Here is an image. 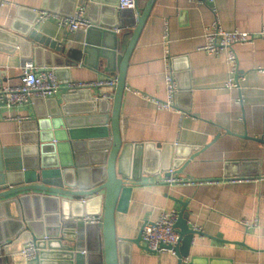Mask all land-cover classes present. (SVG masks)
Returning a JSON list of instances; mask_svg holds the SVG:
<instances>
[{
	"label": "crops",
	"instance_id": "1",
	"mask_svg": "<svg viewBox=\"0 0 264 264\" xmlns=\"http://www.w3.org/2000/svg\"><path fill=\"white\" fill-rule=\"evenodd\" d=\"M148 0H137L142 12ZM77 0H0V80L19 84L23 63L32 61L39 69L59 68V91L50 98L62 104L68 83H93L109 73L93 69V57L84 52L86 29L68 34L57 17L82 10V17L108 23V16L94 7L86 16V7ZM137 9V8H136ZM214 9V11H212ZM30 10L51 16L35 21L33 30L45 46L12 42L11 30H22L29 23ZM126 17L114 31L117 52L124 54L131 38L136 10L120 11ZM132 49L125 76L126 90L121 99V169L138 180L131 187L125 210L114 213L118 239L132 241L145 223L162 213L178 214L187 203L191 228L203 234L195 236L188 260L197 264H264V38L256 37L247 45H235L240 90H229L231 77L227 53L207 54L201 49L204 27L217 19L224 31L259 33L264 31V0H213L212 4H194L189 0H156ZM132 19V20H131ZM167 22L170 57L177 94L174 110L158 111L150 99L165 98L163 27ZM98 23V25H99ZM100 23V24H101ZM133 24L132 27H127ZM97 25V26H98ZM121 25L127 28L122 29ZM15 35V34H13ZM113 37H107L112 44ZM17 45V46H16ZM92 52V51H90ZM57 68V69H58ZM92 95L111 100L113 90L93 87ZM135 92L139 93L137 95ZM140 95L147 97L145 100ZM85 111L75 107L74 114ZM34 117L31 104L4 107L0 111V147L20 145V122ZM204 147V148H203ZM203 148L176 179H191L200 184L164 185V154L182 157ZM257 219L258 225L244 227L239 221ZM0 240L4 239L3 229ZM27 246V245H25ZM24 246V247H25ZM143 245L127 247L124 264H177L170 253L152 254ZM18 245H12V251ZM3 252L0 264H36L22 262Z\"/></svg>",
	"mask_w": 264,
	"mask_h": 264
},
{
	"label": "water",
	"instance_id": "2",
	"mask_svg": "<svg viewBox=\"0 0 264 264\" xmlns=\"http://www.w3.org/2000/svg\"><path fill=\"white\" fill-rule=\"evenodd\" d=\"M155 1L148 0L142 12L137 7L134 26H127H133L131 38L125 53L119 54L114 31L126 16L117 9L118 0H77L79 7L89 3L86 16L98 6L108 16L109 24L91 21L86 29L88 38L92 32L98 38L86 40L84 52L94 58L93 69L102 67L108 77L116 76V88L111 100L93 96L92 88H67L62 104L56 98L33 100L34 117L20 122V145L0 147V228L4 232L0 255L14 254L13 258L24 262L20 252L33 243L38 250L36 264H124L127 247L140 246L141 232L132 241L118 239L115 232L114 213L125 210L121 207L138 181L121 169L119 117L128 61ZM30 13L28 25L20 31L11 30L15 34L12 42L17 40L22 47L33 43L45 46L33 30L39 13ZM108 36L113 37L110 45ZM34 64L39 65L36 60ZM57 68L52 69L58 78ZM78 106L85 111L76 115L72 111ZM203 148L182 157L173 151L164 154L166 177L183 174ZM178 204L182 208L174 223L179 234V245L174 247L177 264H197L193 257L184 259L194 237L203 234L187 223V203ZM98 215L101 221L97 224L81 220ZM13 244L18 245L14 251Z\"/></svg>",
	"mask_w": 264,
	"mask_h": 264
},
{
	"label": "built area",
	"instance_id": "3",
	"mask_svg": "<svg viewBox=\"0 0 264 264\" xmlns=\"http://www.w3.org/2000/svg\"><path fill=\"white\" fill-rule=\"evenodd\" d=\"M194 4H212L213 0H189ZM137 0H118L117 9L119 11L136 10ZM214 11V9H212ZM39 16L37 22L45 18L50 17L49 13L38 12ZM82 10L74 12L72 16H60L57 17L59 25L68 33H74L80 29H87L89 27L88 22L82 17ZM205 44L201 48L209 55H215L219 52L225 51L227 53V62L231 66V77L226 82V87L229 90H240L238 80L235 77L237 71L236 54L234 50L235 45H247L251 43L256 37L264 38V31L259 33L252 32H239V31H224L219 25L217 19L213 24L204 27L203 29ZM163 46H164V85H165V98L160 101L156 99H150L154 103L158 111H172L174 110V98L177 94L176 84L174 83V77L172 69L170 67V57L167 50L169 43V32L167 28V22H164L163 27ZM22 73L19 84L6 83L3 85L0 80V111L4 107H13L17 105L32 104L35 99H47L54 96L60 89L59 79L53 69H39L32 61H26L20 68ZM260 73L264 74V69H258ZM116 76L107 77L106 79L95 81L93 83H68L69 89L74 88H93V87H106L109 89L116 88ZM137 95L139 93L135 92ZM145 100L147 97L140 95ZM264 140V135L262 137ZM170 172V171H169ZM184 185V184H200L199 182L191 179H176L173 176L166 177L164 185ZM177 219V213L174 211L162 213L155 221H149L145 223L141 230L140 244L147 249L148 253L161 254L170 253L175 256L174 247L179 245V234L174 228V223ZM84 224H97L101 221V216H84L81 218ZM239 223L248 228L258 225L257 219L252 221L241 220ZM193 230L201 232L199 228L193 227ZM169 246V248H168ZM36 245L28 243L23 247L20 255L24 261L32 260L37 253ZM188 261V258L184 259V262Z\"/></svg>",
	"mask_w": 264,
	"mask_h": 264
}]
</instances>
